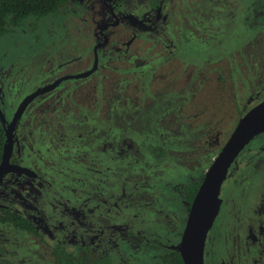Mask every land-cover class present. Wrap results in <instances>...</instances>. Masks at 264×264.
Listing matches in <instances>:
<instances>
[{
	"label": "rangeland",
	"instance_id": "1",
	"mask_svg": "<svg viewBox=\"0 0 264 264\" xmlns=\"http://www.w3.org/2000/svg\"><path fill=\"white\" fill-rule=\"evenodd\" d=\"M115 1L70 0L58 16L31 19L0 37V118L5 125V115L30 94L73 77L38 96L20 123L43 138L35 144L29 138L20 156L46 183L42 195L34 199L14 191L15 201L0 199L12 202L10 208L21 215L32 211L42 225L45 220L54 224L46 213L55 214L63 229L49 232L46 245L0 223V264H54L58 239L64 236L73 252L72 245L94 236L93 217L110 209L120 218L130 215L149 223L143 230L133 227L130 242L137 255L130 250L124 261L164 264L162 247L179 246L186 226L188 190L201 182L235 131L245 110L241 107L264 86V0H127L116 8L121 24L106 30L104 24L114 22L108 6ZM101 31L109 42L99 37ZM102 42L101 69L77 78L93 67L94 49ZM112 149V164L99 160ZM127 149L130 165L123 156ZM253 151L246 156L242 151L235 161L230 178L235 184L215 223L217 254H245L241 264H264V255L251 256L253 249L238 237V227L245 225L239 218L246 220L250 210L261 208L256 201L264 177L260 164L251 163ZM88 163L115 172L95 181L87 177ZM91 193L96 199L87 203ZM44 198L59 208L55 211ZM110 198L115 207L107 204ZM246 230L257 239L263 235L257 222Z\"/></svg>",
	"mask_w": 264,
	"mask_h": 264
},
{
	"label": "flooded vegetation",
	"instance_id": "2",
	"mask_svg": "<svg viewBox=\"0 0 264 264\" xmlns=\"http://www.w3.org/2000/svg\"><path fill=\"white\" fill-rule=\"evenodd\" d=\"M121 5L122 4H119L118 0H116L115 3H110V5L108 6L110 9V14H111L110 16L113 18L114 22L109 21L106 24H104V27L106 30L111 26H117L118 27V25L121 24V21L119 20L120 14H118L116 12V8L120 7ZM152 9L154 10L153 3H152ZM99 37H103L102 41L109 42V38L107 37V35L104 34L103 31H101L99 33ZM104 44L105 43H103V42L98 43V45L96 47H98V49H99V46L101 48V46ZM99 50L96 51L94 49V64H93V67L88 72L92 71L94 66H95L96 55L98 56V62H99L98 68L95 72L91 73L90 75L95 74L96 72H98L101 69L99 53H98ZM88 72H86V73H88ZM83 74H85V73H83ZM83 74H80L76 77L77 78H84V77L90 76V75L81 76ZM71 78H73V77H71ZM71 78H68L65 80H69ZM62 82H60V83H62ZM259 84H262L261 80L257 82V87L259 86ZM55 88H53L52 90H54ZM258 88H260L258 92L251 94L253 96L247 101L248 102L247 105L244 107H241V109L245 108V110L242 114H240V117H241L240 120L250 110H252L255 106L259 105L260 103H262L264 101V86L263 87L260 86ZM52 90H50V91H52ZM32 94H34V93H32ZM32 94H30L28 97H30ZM38 96H40V95H38ZM38 96H36L35 98H32L28 102V104H26V106L22 109V104L28 98V97H26L22 102L19 103L18 106H16L14 112L11 115H7V114L5 115L6 117L7 116L9 117V118L7 117L8 122L5 125L7 130H8L9 125L12 123V121L15 119L16 115L20 111V115L18 117V121H17L15 129H14L13 152H12L11 158L9 160L7 169L4 171L5 173H3V175H1L2 173L0 172V199H2V200L3 199H12V200L14 199V201H15V198L13 197L14 191H17L19 193L21 192V194L25 193L27 195H31L35 199V198H37V197H35V195L39 196L38 193H40L42 195V193H43L42 189L46 185V183L43 181V179L40 178V175H38L36 172H34L35 170H33L32 168H30L28 166H25L20 161V156L25 154L23 152L24 144L26 143V141H28L29 138L31 139V141L33 138L34 144L36 143V141H38L40 143L43 139L41 134H38V135L30 134L29 129H28V125L27 124L24 125L23 124L24 122L22 124H20L23 120V116L25 115L26 111L30 107L31 103ZM20 109H22V110H20ZM40 138H42V139H40ZM38 139H40V140H38ZM29 148L32 150L31 147H29ZM104 148L107 150L106 147H104ZM254 148H259V150L253 151ZM247 150L254 152L253 161L251 163H254V166L256 164H260L257 168H258V170H260L262 172L263 177H264V132L259 134L258 136H256L243 151L246 152ZM248 151L246 152L245 156L247 155ZM112 152H113V149L107 154L104 153V156L102 158H99V160L102 159L103 161H106V162L110 161V163L112 164V162L115 161L114 155ZM240 155H242V152ZM123 156H125L127 159H129L126 162H127V164L130 165L132 163L131 149H127V151L125 150V154ZM244 161H245V163H249V161H247L246 157H244ZM89 164L90 163H88V170L89 171H87V173H88L87 177H94L95 181H97L96 178L101 179L103 175L107 174V172H109L112 176L115 172V170H113V172H112V169L101 168L102 166L100 163H98V166L96 165V169L91 167ZM235 169H237L236 164L233 165L232 169L230 170V174L228 177L229 181H230V178H232L231 176H232V173ZM204 177H205V175H204ZM204 177H203V179H204ZM203 179L201 180V183H202ZM37 181H39L40 183L36 184ZM230 183H231L230 187L233 186V184H235V182H232V181H230ZM194 185H196V184H194ZM200 186H201V184H200ZM260 193H263V194L256 201V204L259 203L261 208L259 210H256V211L250 210V213H249L250 215L247 216L248 218L246 220H243V218L242 219L239 218V225L240 224H245V225L238 227L239 232H240V235L238 237L240 238V240H242V242L245 246L248 244L249 248L253 249V254L251 256H254L255 258H261V256L264 255V190ZM91 198H92V193L85 197V199L87 200L86 202L88 203L90 201V203H91V201L96 199L95 198V199L91 200ZM225 198H226V196H225ZM41 199H43V196ZM44 199H45V202L49 203V207L52 206V208L54 210H55V208H57V209L59 208L57 206H54V204H53V202H51V200H49V202H48L46 198H44ZM86 202L83 203L85 206V209L87 206V205H85ZM97 202L100 203V207H101L102 204H101L100 200ZM10 203H12V202H10ZM10 203L8 201H6L5 204L2 202L0 203L1 215L3 217H5V215H6L5 212L10 210V211L24 217L28 221H30L33 224V226L35 227V229L37 230V232L39 233V235H35L33 233H29L27 231L20 230L11 224H9V225L14 227L16 230H19L23 233H27L28 235L33 236L32 238H34L36 241H39V242L47 245L49 243V241L46 243L45 238L49 240V232H51L53 234L56 232L60 233V231H59L60 228L63 229V227H61L63 222H60L57 215H55V214H51V213L47 214L46 213L47 217L48 218L50 217L51 222L54 220V224L49 225V220H45L43 222V225H42V223H40V222L37 223L35 220H33V218H37V217H33V214L31 213L32 211H28L30 214L26 211L27 214H23L24 215L23 216L17 210L11 209L10 205H9ZM107 204H109L110 206L116 205L115 202L113 204L112 198H110V200H108ZM223 204H224V201L222 203L221 209L223 207ZM39 205L42 206V203H40ZM17 206L19 207L20 203H18ZM191 206H192V204H191ZM60 208H63V207H60ZM74 209L78 210V207L74 206ZM189 209H191V208H189ZM221 209H220V211H221ZM89 210H90V212L89 211H87V212H89V214H91L93 212V208H91ZM75 213H77L76 214L77 216L82 218V215L78 211ZM72 214H73V212H72ZM189 214H190V211H189ZM219 214H220V212H219ZM219 214H218V216H219ZM52 216H54L53 217L54 219H52ZM218 216H217V218H218ZM95 217H97V216L93 217V225H94L93 235L94 236L90 237L91 239L88 238L89 241L87 239H83L78 244L72 245V248H73L72 250L74 251L76 249V247H78V246L79 247L80 246L81 247H88L91 250H93L95 253H97L101 258L110 259L111 264L115 263L116 255L119 256L118 261H116L117 264H129V263H126V261H124V260L130 259L129 258L130 257V250H132V253H133L132 256L133 257L137 255L135 252L136 250L132 249V246H131L132 242H130V239L133 238V235H132L133 230L132 229H133V227L141 229V230L149 228V223L146 224L143 221L133 220L134 218L130 217V215H127L125 217V219H123L122 217L120 218L118 216V214L116 213V211H114L113 209L108 210L105 214L98 215V217L94 220ZM63 218H65V215H63ZM188 218H189V215H188ZM217 218H216V220H217ZM87 219L89 220V222L92 220L90 215H88ZM100 220L102 222L101 224H100ZM216 220L214 222V225H213V227L209 233V236L207 238V241H206L204 263L205 264H241V261H245V259H247L245 254L235 255V254L230 253V254H224L223 257H220L217 254L216 246H217V241L219 240V234H218V229L217 230L215 229ZM83 221H84V219H81L80 223L82 224ZM103 221H105V222H103ZM187 221H188V219H187ZM256 222H257L258 226L261 229H263V235L259 239L254 237L250 233V231L246 230L248 228V225H251L252 223H256ZM0 223L8 224V223L3 222V221L2 222L0 221ZM58 224H60V225L58 226ZM186 224H187V222H186ZM42 226L45 229V231L43 230V233H45V234L41 235L40 229H43ZM243 229H245V230L243 231ZM184 230H185V228L179 234L180 243L182 241V236H183ZM232 232H234V230L230 231V234H232ZM123 233H125V236H123ZM247 234H248V240H247ZM42 237L44 240L42 239ZM56 237H57V235H56ZM59 238H60V235H59ZM55 239H57V238H55ZM65 243H66V240H64V236H63V239H61V240L58 239L55 242V245L56 244L57 245L65 244ZM68 244H67V246H68ZM67 246H66V248H67ZM179 247H180V244H179V246H177V244L176 245H170V246H163L162 249L165 251L163 253V256L170 254L171 252L178 249ZM249 248L247 247V251H246V253H248V254H249ZM126 250H128V253H126ZM113 253H115V255H113Z\"/></svg>",
	"mask_w": 264,
	"mask_h": 264
},
{
	"label": "water",
	"instance_id": "3",
	"mask_svg": "<svg viewBox=\"0 0 264 264\" xmlns=\"http://www.w3.org/2000/svg\"><path fill=\"white\" fill-rule=\"evenodd\" d=\"M95 50L97 51L98 47H96ZM98 63V56L96 55V62L93 70L81 76H87L95 72L98 68ZM68 78L71 77H64L47 89L32 94L22 104V109L32 98L49 92L60 82ZM19 115L20 111L7 130V145L5 146L3 162L0 165L1 175L5 173L4 171L7 169L13 152V135ZM263 132L264 101L255 106L240 120L235 131L205 174L192 203L189 218L179 247L184 264H205L206 241L231 185L228 179L230 170L241 152L256 136Z\"/></svg>",
	"mask_w": 264,
	"mask_h": 264
},
{
	"label": "trees",
	"instance_id": "4",
	"mask_svg": "<svg viewBox=\"0 0 264 264\" xmlns=\"http://www.w3.org/2000/svg\"><path fill=\"white\" fill-rule=\"evenodd\" d=\"M70 0H0V37L15 32L31 19L56 17L61 8ZM126 0H118L123 4ZM7 145V128L0 118V165L3 162L5 146ZM200 183L193 185L187 192L191 204L199 190ZM0 221L16 228L39 235L33 224L24 217L8 210ZM54 264H111L110 259L101 258L88 247H76L68 251L65 244L55 245L52 249ZM164 264H184L179 248L162 257Z\"/></svg>",
	"mask_w": 264,
	"mask_h": 264
}]
</instances>
